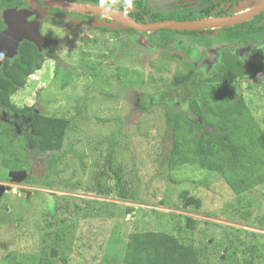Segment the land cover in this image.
Here are the masks:
<instances>
[{
	"label": "rangeland",
	"instance_id": "obj_1",
	"mask_svg": "<svg viewBox=\"0 0 264 264\" xmlns=\"http://www.w3.org/2000/svg\"><path fill=\"white\" fill-rule=\"evenodd\" d=\"M204 1L148 0V8L171 13ZM259 1H243L238 10ZM32 3L25 0V7L3 11V20L7 25L8 17L20 11L23 25L37 30L34 41L40 49L51 45L52 56L12 100L19 107L68 118L70 127L59 152H40L30 145L31 171L26 161L13 169L0 167V184L10 187L0 197V264H40L31 236L28 240L16 235L23 225L31 232L38 227L51 201L70 215L59 246L67 264H90L101 253L121 260L130 233L144 230L177 235L186 245L204 250L206 264H264V184L237 195L218 174L197 165L170 169L166 129L172 111L146 99L164 89L175 72L185 70L190 60L186 47H192L197 35L175 33L171 41H177V47L148 50L144 36L134 44L124 32L104 30L68 14L52 15L31 8ZM160 35L155 34L157 40ZM223 45H196L205 51L207 70ZM235 51L246 50L237 46ZM255 77L240 87L264 130V95L252 94ZM0 120L14 126L19 136L6 151L21 150L31 131L28 122L18 126L7 116ZM112 157L135 185L133 200L119 199L111 179L104 182L105 189H111L108 195L94 191L92 175L103 171ZM11 170H26L28 176L12 181ZM185 191L195 203H186ZM127 207L134 210L128 212ZM50 241L42 244L48 247ZM53 260L65 264L59 257Z\"/></svg>",
	"mask_w": 264,
	"mask_h": 264
},
{
	"label": "trees",
	"instance_id": "obj_2",
	"mask_svg": "<svg viewBox=\"0 0 264 264\" xmlns=\"http://www.w3.org/2000/svg\"><path fill=\"white\" fill-rule=\"evenodd\" d=\"M67 1L108 5L128 11L137 21L146 22L229 15L238 10L243 0H219L205 10L200 7H185L171 13H151L147 0H115L111 3L104 0ZM16 3L17 0H0V33L7 26L2 12ZM52 12L89 20V15L78 12H64L56 8ZM103 29L108 30L106 27ZM115 30L128 34L134 44L139 42L140 36H144L149 44L146 46L148 50L177 47V41H171L175 33L197 35L194 43L192 41V47H186L190 60L186 62L185 70L175 72L164 89L146 98L148 103L164 104L172 111L166 129L169 136L166 155L168 167L175 169L182 165H197L202 170L218 174L237 195L264 184V130L240 87L243 80L256 76L252 81L254 87L252 86L251 93L264 95V11L248 21L222 28L185 31L160 29L158 40L155 37L158 31L138 32L121 24ZM209 34L213 36L211 41ZM198 43L206 46L213 43L224 44L210 70L203 63L205 51L199 52L196 46ZM237 46L244 47L246 51L243 54L236 52ZM51 51V45L47 49H40L36 42L24 39L20 42L17 54L4 58L0 64V119L7 116L8 120H13L18 126H23L24 121H27L31 129L21 150L7 152L6 148L11 147L19 136L14 126L0 120L3 127L0 131V167L13 169L18 163L26 161L31 171L29 155L32 143L40 152H59L64 147L65 135L70 127L68 118L38 113L33 106L19 107L12 100V96L26 85L28 77L42 68L45 58L52 56ZM191 114L197 115L198 119L190 117ZM31 176L30 174L29 177ZM110 179L114 182L119 199L135 198L134 183L130 181L125 168L113 157L108 159L103 171L92 175L94 191L100 195H108L111 189H105V183ZM182 197L187 199L188 191L183 192ZM195 206H199V203ZM133 210L134 207H127L128 212ZM68 216L69 213L51 201L38 227H33L31 232L23 225V232H17L16 236H25L28 240L31 236L30 245L39 257L40 264H56L53 259L57 257L67 264L69 259L60 254L59 246H62L66 235ZM189 220V226H192L194 221ZM28 223L30 222L26 224ZM51 230L54 231L50 232ZM48 238L51 241L47 247L42 242L48 241ZM47 251L50 254L44 255ZM204 252L186 245L170 232L144 230L130 233L121 260L101 253L94 255L92 262L206 264Z\"/></svg>",
	"mask_w": 264,
	"mask_h": 264
},
{
	"label": "water",
	"instance_id": "obj_3",
	"mask_svg": "<svg viewBox=\"0 0 264 264\" xmlns=\"http://www.w3.org/2000/svg\"><path fill=\"white\" fill-rule=\"evenodd\" d=\"M46 4L65 10L90 15V23L94 26L103 25L108 29H117L120 24L138 32H153L160 29L172 30H201L215 29L226 26H233L250 20L256 15L264 11V0H260L253 7L244 11H239L234 14L207 17L192 20H176L165 19L159 21H137L127 11L114 8L111 6L99 4L72 3L65 0H43ZM14 15L8 17L6 28L0 33V64L6 57H13L17 54L20 42L24 39L32 41L37 39V30L35 27L23 25L20 11L14 12ZM100 16L104 18L101 19ZM111 19L112 21H108ZM35 42V41H34ZM9 175L12 181H21L27 175L26 170H11ZM10 187L0 184V197L3 192ZM196 201L189 197L186 200L187 204L195 203Z\"/></svg>",
	"mask_w": 264,
	"mask_h": 264
},
{
	"label": "flooded vegetation",
	"instance_id": "obj_4",
	"mask_svg": "<svg viewBox=\"0 0 264 264\" xmlns=\"http://www.w3.org/2000/svg\"><path fill=\"white\" fill-rule=\"evenodd\" d=\"M33 1V3L31 4V8L32 7H36V8H39L41 11H45L47 10L49 14H52V15H64V14H56V13H53L52 12V9L53 8H56V7H53V6H50L48 4H46L43 0H31V2ZM67 1V0H65ZM105 2H115V0H104ZM148 1V0H147ZM216 1H219V0H205L204 3H201L200 5H195L194 3H190L188 5H191V6H187V8H197L200 7L202 8L203 10H205L207 7H209L210 5H212L213 2H216ZM243 1H249V0H243ZM241 1V3L243 2ZM70 2V1H68ZM72 3H78V2H72ZM240 3V4H241ZM85 4H99V3H94V2H90V3H85ZM99 5H102V4H99ZM105 6H108V5H105ZM240 6V5H239ZM22 7H25V0H17V3L13 6H10L8 7L7 9L5 10H9V9H15V8H22ZM56 9H59V8H56ZM4 10V11H5ZM61 11H64V12H73V11H65V10H62V9H59ZM128 12V11H127ZM151 12V11H150ZM236 12H239V10H237ZM235 12V13H236ZM129 13V12H128ZM152 13V12H151ZM234 14V13H233ZM223 16V15H222ZM216 17V16H215ZM101 19H103L104 17L103 16H100ZM90 22V15H89V20ZM108 21H112L111 19H108Z\"/></svg>",
	"mask_w": 264,
	"mask_h": 264
},
{
	"label": "bare ground",
	"instance_id": "obj_5",
	"mask_svg": "<svg viewBox=\"0 0 264 264\" xmlns=\"http://www.w3.org/2000/svg\"><path fill=\"white\" fill-rule=\"evenodd\" d=\"M19 232V231H18ZM24 242V241H23Z\"/></svg>",
	"mask_w": 264,
	"mask_h": 264
},
{
	"label": "clouds",
	"instance_id": "obj_6",
	"mask_svg": "<svg viewBox=\"0 0 264 264\" xmlns=\"http://www.w3.org/2000/svg\"><path fill=\"white\" fill-rule=\"evenodd\" d=\"M102 2H103V0H102Z\"/></svg>",
	"mask_w": 264,
	"mask_h": 264
}]
</instances>
